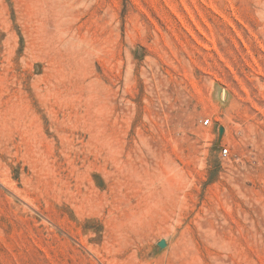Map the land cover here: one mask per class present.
Masks as SVG:
<instances>
[{
    "label": "rangeland",
    "instance_id": "1",
    "mask_svg": "<svg viewBox=\"0 0 264 264\" xmlns=\"http://www.w3.org/2000/svg\"><path fill=\"white\" fill-rule=\"evenodd\" d=\"M0 264H264V0H0Z\"/></svg>",
    "mask_w": 264,
    "mask_h": 264
},
{
    "label": "built area",
    "instance_id": "2",
    "mask_svg": "<svg viewBox=\"0 0 264 264\" xmlns=\"http://www.w3.org/2000/svg\"><path fill=\"white\" fill-rule=\"evenodd\" d=\"M206 125H210V121H209V120L206 121ZM228 154H229V150H228V149H225V150L223 151V154H222V155H223L224 157H227Z\"/></svg>",
    "mask_w": 264,
    "mask_h": 264
},
{
    "label": "water",
    "instance_id": "3",
    "mask_svg": "<svg viewBox=\"0 0 264 264\" xmlns=\"http://www.w3.org/2000/svg\"><path fill=\"white\" fill-rule=\"evenodd\" d=\"M158 245H159L160 248H165L166 247V242L164 240H162V241L159 242Z\"/></svg>",
    "mask_w": 264,
    "mask_h": 264
}]
</instances>
